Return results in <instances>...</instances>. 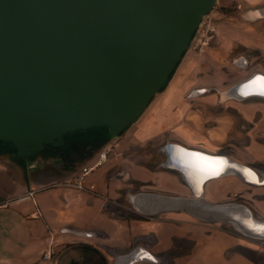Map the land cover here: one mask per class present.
I'll return each instance as SVG.
<instances>
[{
    "label": "water",
    "instance_id": "obj_1",
    "mask_svg": "<svg viewBox=\"0 0 264 264\" xmlns=\"http://www.w3.org/2000/svg\"><path fill=\"white\" fill-rule=\"evenodd\" d=\"M216 1L0 0V144H10L16 157L26 159L47 147L60 149L66 135L104 130L109 138H118L167 87ZM257 77L264 74H253L231 93L264 98L258 89L250 91ZM206 92L196 89L189 97ZM162 151L164 167L181 177L192 197L130 194L127 200L135 212L151 217L179 211L202 222L230 224L246 237L264 240V221L255 219L246 206L202 198V186L231 175L225 173L228 169L249 182L244 179L248 169L235 168L236 162L227 156L178 143H167ZM191 154L223 161L205 169L208 177L199 188L196 184L198 191L190 174L186 177L189 166L196 167L182 160L202 163ZM142 262L156 259L136 247L115 258L114 264Z\"/></svg>",
    "mask_w": 264,
    "mask_h": 264
},
{
    "label": "rangeland",
    "instance_id": "obj_2",
    "mask_svg": "<svg viewBox=\"0 0 264 264\" xmlns=\"http://www.w3.org/2000/svg\"><path fill=\"white\" fill-rule=\"evenodd\" d=\"M223 2L217 0L203 18L170 83L135 124L115 139L102 130L86 132L88 138L102 137L101 142L94 144L92 153L96 160L93 164L98 161L99 153L106 152V160L89 174L105 172L102 180L111 198H107L104 211L109 217L123 219L136 231L134 237L128 239L131 249L121 252L144 248L156 259V263L149 264H178L175 258L190 255L196 247L217 238V234L220 240L235 244L230 245L225 257L236 252L254 264H264V240L246 237L230 224L202 222L179 211L147 217L135 212L127 200L128 195L141 192L192 197L181 177L163 165L162 148L172 142L208 154L227 156L236 165L251 169L259 181L244 177L249 181L245 182L236 174H226L207 182L202 198L216 204L244 205L255 219L264 221V100L260 104H249L245 102L248 100H232L222 95L251 75L264 74V17L254 20L243 17L249 10L264 8V0H251L252 3L233 0L227 5H222ZM200 88L207 92L189 97L192 91ZM176 92L180 105L176 109L166 108L160 122L168 117L172 119L175 114L178 115L177 127L169 132L159 124V131L158 123L153 120L159 116V112L156 114L159 103L172 100L170 95L174 98ZM178 126L187 130L189 142L181 139ZM243 129L245 135L238 132ZM142 132L148 136L143 137ZM184 141L189 145L183 144ZM12 152L10 146L5 154L11 156ZM51 153L43 149L34 156L43 160ZM57 161L52 160L53 163ZM79 162H76L78 166ZM81 173L82 169L77 176L79 179ZM143 226L146 231L141 230ZM81 240L85 243L81 247L68 248L56 255V264H101L99 254L102 251L98 245L91 239Z\"/></svg>",
    "mask_w": 264,
    "mask_h": 264
},
{
    "label": "crops",
    "instance_id": "obj_3",
    "mask_svg": "<svg viewBox=\"0 0 264 264\" xmlns=\"http://www.w3.org/2000/svg\"><path fill=\"white\" fill-rule=\"evenodd\" d=\"M232 1L224 0L222 5ZM249 2L252 3L251 0ZM245 16L248 20L261 19L264 17V8L249 10ZM173 95L174 98L170 95L172 100L159 103V110L156 111L159 116L153 119L158 123L159 131L161 125L169 132L177 127L175 120H178V115L175 114L172 119L168 117L160 122L166 108L176 109L181 103L179 94L176 92ZM245 102L260 104L263 100L254 98ZM177 129L178 134L182 135L181 139L186 140L187 130L179 126ZM238 132L245 135L244 129ZM140 134L148 136L145 132ZM186 141L183 144L189 145V141ZM35 156L29 161L13 153L11 156L0 153V264H56V255H61L68 248L81 247L85 244L81 239H91L98 245L102 251L99 254L102 257L101 264H114V258L128 254V250L127 253L121 251L131 249L128 239L134 237L132 235L136 231L123 219L109 217L104 211L107 198H111L102 180L105 172L80 179L77 177L82 168L90 167L96 160L94 154L86 153L78 163L80 166L77 161L70 165L68 161L53 163L52 160L57 159L54 153L43 160ZM91 196L94 200L90 199ZM136 229L139 230V226ZM145 229V226L141 227V230ZM65 230L92 233L93 237L82 238ZM215 236L217 238L196 247L190 255L183 254L175 260H178V264H254L236 252L225 257L230 245L235 244L220 240L218 234ZM48 248L51 249V258L45 260L43 255Z\"/></svg>",
    "mask_w": 264,
    "mask_h": 264
},
{
    "label": "flooded vegetation",
    "instance_id": "obj_4",
    "mask_svg": "<svg viewBox=\"0 0 264 264\" xmlns=\"http://www.w3.org/2000/svg\"><path fill=\"white\" fill-rule=\"evenodd\" d=\"M77 134L81 135V137H76ZM101 140L102 137L100 136L92 139L88 138L87 133H75L64 136L65 144L60 149H52L50 147H47L45 148V150H51L60 162L68 160V162H74L81 160L86 153L91 154L94 150V144H98L99 142H101ZM1 144L0 153H6L11 145L4 143L1 146Z\"/></svg>",
    "mask_w": 264,
    "mask_h": 264
},
{
    "label": "bare ground",
    "instance_id": "obj_5",
    "mask_svg": "<svg viewBox=\"0 0 264 264\" xmlns=\"http://www.w3.org/2000/svg\"><path fill=\"white\" fill-rule=\"evenodd\" d=\"M252 76V75H251ZM250 76V77H251ZM249 78V77H248ZM247 78V79H248ZM246 79V80H247ZM244 82V81H243ZM241 83V82H240ZM232 89V88H231ZM231 89H229L228 91H226L225 93H223L222 95L225 97V98H230V99H232V100H238V101H244V100H249V99H254V98H257V99H260V100H264V98H260V97H245V98H240V97H238L237 96V94L235 93V94H232L231 93ZM255 89H258V90H260V88H259V86L257 85V84H255V86H250V91L251 92H256V90ZM245 91H240V93L242 94V95H244L243 93H244ZM210 155H213V154H210ZM182 159V158H181ZM188 159V158H187ZM182 160H184V161H188V162H190L191 163V165L192 164H194L195 163V161L193 162L192 161V159H188V160H186V158H183ZM226 161L227 162H230L227 158H226ZM225 161V162H226ZM188 162H187V164H188ZM234 167L235 168H237L238 169V167H240V168H242V169H248V168H245V167H242V166H240V165H234ZM245 171V170H244ZM208 172V171H207ZM228 172V174H235L236 173V171L235 170H233V169H228V170H226L225 171V173H227ZM224 173V174H225ZM189 174H190V176L193 178H191V180L193 181V182H195V189L198 191V189H197V187H196V184L198 185V188H199V186H200V183H201V181L203 180V179H205L206 177H208V176H206V170H203V171H201V170H198V168L196 169H194V168H192L191 166H189V172H188V174H186V177L188 178V176H189ZM221 177V176H220ZM246 177L247 178H249L250 180H253V181H259V178H258V176L251 170V169H248V170H246ZM211 181V180H210ZM207 183V182H206ZM205 183V184H206ZM208 183H209V181H208ZM205 184L202 186V189H203V191H204V186H205Z\"/></svg>",
    "mask_w": 264,
    "mask_h": 264
},
{
    "label": "snow or ice",
    "instance_id": "obj_6",
    "mask_svg": "<svg viewBox=\"0 0 264 264\" xmlns=\"http://www.w3.org/2000/svg\"><path fill=\"white\" fill-rule=\"evenodd\" d=\"M252 83L254 84H257L260 88V93L261 95H264V78H261V77H257L255 78L254 81H252ZM193 156H195V160L196 161H200L202 163H194L193 166L198 168V170H205L209 165L211 164H222L223 161H209L206 157H199V156H196L195 154H191ZM261 230H264V228H262Z\"/></svg>",
    "mask_w": 264,
    "mask_h": 264
},
{
    "label": "built area",
    "instance_id": "obj_7",
    "mask_svg": "<svg viewBox=\"0 0 264 264\" xmlns=\"http://www.w3.org/2000/svg\"><path fill=\"white\" fill-rule=\"evenodd\" d=\"M105 160H106V152L102 151L101 153H99L98 161H96L95 165H93L91 167L82 168L81 177H86L87 175H89L93 170H95L98 166H100L101 163ZM77 187L81 189L80 186H77ZM43 258L45 260H50L51 249L48 248V250L44 253Z\"/></svg>",
    "mask_w": 264,
    "mask_h": 264
},
{
    "label": "trees",
    "instance_id": "obj_8",
    "mask_svg": "<svg viewBox=\"0 0 264 264\" xmlns=\"http://www.w3.org/2000/svg\"><path fill=\"white\" fill-rule=\"evenodd\" d=\"M172 75H173V74H172ZM171 77H172V76H171ZM96 131H98V130H94L93 132L96 133ZM102 131H104V130H102ZM104 132L107 133L106 131H104ZM107 135H108V134H107ZM108 139H109V138H108ZM108 139H107V140H108Z\"/></svg>",
    "mask_w": 264,
    "mask_h": 264
}]
</instances>
